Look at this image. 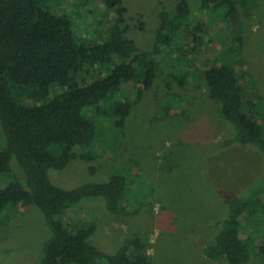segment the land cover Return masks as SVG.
<instances>
[{
	"label": "trees",
	"instance_id": "1",
	"mask_svg": "<svg viewBox=\"0 0 264 264\" xmlns=\"http://www.w3.org/2000/svg\"><path fill=\"white\" fill-rule=\"evenodd\" d=\"M103 1L116 14L112 34L90 42L77 35L81 24L76 11L65 13L50 0H0V128L5 135L0 133V217L15 216L21 206L35 207L44 215L51 235L42 247L40 264H153L140 236L125 238L113 252L102 251L91 241L96 224H76L67 217L88 198H103L106 211L113 215L139 213L140 208L131 207L127 193L131 183L125 174L66 189L53 183L50 173L63 171L75 160H92L87 148L97 142L104 146L112 129L122 132L144 92L154 85L159 67L154 55L160 47L171 46L181 31L201 42L204 26L196 22L188 28V21H194L189 0H176L173 12L160 13L155 44L147 51L125 37V0ZM225 7L226 19L234 20L231 0H201L203 11ZM94 68L100 77L94 78ZM237 75L234 67L214 63L200 77L220 117L236 130L223 148L239 144L264 157V126L252 111L255 105L245 101ZM170 76L187 82L186 76ZM126 85L136 88V101ZM259 101L264 110V101ZM99 119L111 124L108 132L98 133ZM13 159L23 170L25 183L12 169ZM261 179L260 185L222 201L225 215L214 220V230L204 237L203 254L209 261L250 264L259 255L264 264V175Z\"/></svg>",
	"mask_w": 264,
	"mask_h": 264
},
{
	"label": "rangeland",
	"instance_id": "2",
	"mask_svg": "<svg viewBox=\"0 0 264 264\" xmlns=\"http://www.w3.org/2000/svg\"><path fill=\"white\" fill-rule=\"evenodd\" d=\"M231 1L236 9L234 20L226 19L227 7L203 11L201 0H189L194 21H188V28L196 22L203 25V40L194 42L181 31L171 46H161L154 55L159 63L154 85L144 92L125 129L120 133L112 129L103 139L104 146L97 142L87 148L85 153L92 160H75L63 171H51L52 182L66 189L106 182L116 173L130 180L127 193L131 207L140 208L139 213L110 214L103 198L85 199L67 213L73 223L97 225L91 241L102 251L113 252L122 240L138 235L153 264H226L206 259L204 237L214 230V220L224 217L222 201L260 185L264 175V157L254 148L239 144L223 148L236 130L220 117L200 77L214 63L234 67L245 101L255 105L252 111L264 126V110L259 105V99L261 104L264 101V0ZM125 3V37L152 51L160 13L173 12L176 0ZM49 4L65 13L76 11L80 38L93 42L112 34L116 14L103 0H50ZM120 61L116 59L115 64ZM171 73L179 79L186 76L187 82L179 83ZM92 74L101 76L97 68ZM126 87L136 101V88ZM110 125L99 119L98 133ZM0 133L4 135L1 128ZM11 166L25 183L26 176L15 159ZM261 199L264 202V194ZM5 215L0 217V264H40L42 247L51 235L44 215L35 207L24 210L23 206L15 216ZM262 262L256 255L250 264Z\"/></svg>",
	"mask_w": 264,
	"mask_h": 264
}]
</instances>
